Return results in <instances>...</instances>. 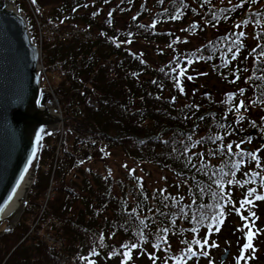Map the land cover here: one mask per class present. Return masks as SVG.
<instances>
[{
	"label": "trees",
	"instance_id": "obj_1",
	"mask_svg": "<svg viewBox=\"0 0 264 264\" xmlns=\"http://www.w3.org/2000/svg\"><path fill=\"white\" fill-rule=\"evenodd\" d=\"M43 1L15 3L35 39L33 13L57 35L70 32L61 42L47 31L41 45L48 88L62 102L63 131L45 140L25 213L0 240V264H170L163 260L179 236L185 250L202 256L177 255L172 264L207 261L218 236L236 229L231 221L240 202L264 206L255 199L264 196V115L250 117L240 106L247 97L264 109V0H48V7ZM171 27L198 38L225 32L187 51L188 41L163 30ZM76 28L92 38L75 36ZM141 44L155 47V63L137 50ZM202 72L227 91L199 92L190 80ZM58 140L63 165L47 215L62 224L59 249L26 237L49 180L44 163ZM112 151L173 174L188 189L164 197L135 172L124 179L93 172L90 164ZM249 188L255 192L240 198L239 190Z\"/></svg>",
	"mask_w": 264,
	"mask_h": 264
},
{
	"label": "water",
	"instance_id": "obj_2",
	"mask_svg": "<svg viewBox=\"0 0 264 264\" xmlns=\"http://www.w3.org/2000/svg\"><path fill=\"white\" fill-rule=\"evenodd\" d=\"M40 50L15 0H0V239L22 217L60 99L41 86Z\"/></svg>",
	"mask_w": 264,
	"mask_h": 264
},
{
	"label": "rangeland",
	"instance_id": "obj_3",
	"mask_svg": "<svg viewBox=\"0 0 264 264\" xmlns=\"http://www.w3.org/2000/svg\"><path fill=\"white\" fill-rule=\"evenodd\" d=\"M43 4L46 7L50 6L48 0L43 1ZM237 26L238 25H236L235 27ZM163 30L172 31L178 36H182L184 40L188 41V43H184L187 51L198 49L203 45L205 39L209 41L213 37L225 32L224 29H214L209 31L207 30L206 36H204L203 38H198L197 36L199 35L188 36L186 34H183L181 33V29L176 27L165 28ZM37 32L41 33L42 35V32ZM141 45L144 47V49L142 48L137 50H139V52L147 51L153 62L155 63L158 60V57H156L155 55V47L153 48V46H147L144 44ZM190 82L193 85L198 86L199 92L213 93L215 97H220L221 94L227 91V89L222 87L221 85L218 87H213L214 80H212V78H210L206 72L203 74L198 73L197 77L193 80L191 79ZM239 90L236 91V89H234V91L236 92H238ZM241 100L244 105L243 107L245 109V113L250 117L258 118L264 115V109L253 107L247 97H243ZM59 114H61L62 118L64 119L63 112L61 110L59 111ZM256 114L259 116H256ZM243 116L245 117V115ZM252 134H254V132H252ZM90 166L91 169H93V172H99L103 175L111 173L114 178L124 179L131 172H135L136 177L145 180L147 186L150 189L165 194L164 197H175V195H180L179 193L186 191L189 186L187 183H182L173 174L162 172L158 168L149 164H138L134 162L133 159H127L122 153L117 151H114L107 160L93 162L90 164ZM251 191V188H249V190L240 189L239 197L241 198L243 195H249V192ZM252 201V204H243V206V201L240 202V208H238L237 210V217H234L231 221L233 222L236 229L230 228L227 234H224V236L222 237L218 236V239L220 238L219 246L217 247V249L211 248V250L207 251L209 252L208 260L205 261L199 259L197 263L191 262L189 264H264V206H258L255 204L254 200ZM252 213H254L255 215L253 216ZM208 215L209 214L207 210L202 211L201 219L207 220ZM242 217H247L248 219H243ZM260 220L261 223L259 222ZM249 229H251V232L253 234L250 241L253 242V244L252 249H245L244 246L249 242V234L247 233ZM257 248H259L258 251H256ZM171 249L172 251L170 255L165 257L163 263L171 262L170 264H172L177 255L185 257L189 254L188 249L185 250L183 248V243H181L180 236L177 237ZM193 252H195L199 256H202L199 250H193ZM242 257H244L243 262Z\"/></svg>",
	"mask_w": 264,
	"mask_h": 264
},
{
	"label": "snow or ice",
	"instance_id": "obj_4",
	"mask_svg": "<svg viewBox=\"0 0 264 264\" xmlns=\"http://www.w3.org/2000/svg\"><path fill=\"white\" fill-rule=\"evenodd\" d=\"M33 2H35V0H33ZM240 35L243 36L244 33H240ZM240 106H241V107L244 106V105H243V102H241V105H240ZM229 148H230V146H229ZM249 155L252 156L253 159H255V154H249ZM258 166H259V165H258ZM237 167H238V165H237ZM254 192H255V190H252L251 192H249V196H251ZM255 199H256V200H264V196L256 195ZM252 203H253L252 200H250V199H245V200L242 202V206H243V204H252ZM252 215L254 216L255 214L252 213ZM220 217H221V219H220V220H217V224L214 225V227L216 228L217 231L219 230V224L222 223V217H223V213H222V212L220 213ZM242 218H243V219H248L247 217H242ZM246 226H247V225H246ZM163 231L167 232L168 229H164ZM193 231H195V229H193ZM252 235H253V234H252V232H251V229H249V236H248L249 243L246 244V245L244 246L245 249L251 247V243H250V241H251V239H252ZM165 241H166V238H165ZM193 242H194L195 244H197V245H200L201 248H204L205 245H207V240H204L203 244L201 243V241H200L199 239H196V240H194ZM211 246H215V245L213 244V245H211ZM122 247L128 248L129 245L125 244V245H123ZM135 247H137V245H135V244L131 245V248H135ZM154 247H157V248H158V247H159V244L154 245ZM188 252L191 253L192 255H196V253L193 252L191 248L188 249ZM125 255H129V256H130V250H129L128 253H125ZM242 259H243V257H242Z\"/></svg>",
	"mask_w": 264,
	"mask_h": 264
},
{
	"label": "built area",
	"instance_id": "obj_5",
	"mask_svg": "<svg viewBox=\"0 0 264 264\" xmlns=\"http://www.w3.org/2000/svg\"><path fill=\"white\" fill-rule=\"evenodd\" d=\"M59 150H60V148H59ZM58 158H59V151L57 152V155H56V162H55V164H56L55 169L56 170H60L62 165H63V163L58 164ZM51 184H53V182ZM49 192H51V190Z\"/></svg>",
	"mask_w": 264,
	"mask_h": 264
}]
</instances>
